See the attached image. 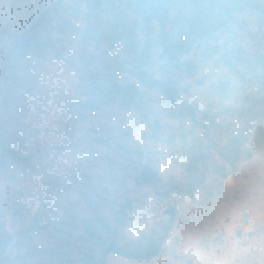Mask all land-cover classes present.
Returning a JSON list of instances; mask_svg holds the SVG:
<instances>
[{"label":"rangeland","instance_id":"obj_1","mask_svg":"<svg viewBox=\"0 0 264 264\" xmlns=\"http://www.w3.org/2000/svg\"><path fill=\"white\" fill-rule=\"evenodd\" d=\"M135 2L0 0V264H264V0L206 42L172 0L169 64Z\"/></svg>","mask_w":264,"mask_h":264},{"label":"trees","instance_id":"obj_2","mask_svg":"<svg viewBox=\"0 0 264 264\" xmlns=\"http://www.w3.org/2000/svg\"><path fill=\"white\" fill-rule=\"evenodd\" d=\"M85 5H90L91 0H83ZM190 4L197 3V7L193 10L191 21L189 23V34H192L196 41L204 40L206 42L209 38L216 40L223 32V27L228 28L232 21L236 18V13L242 12L250 0H188ZM172 0H136L132 5L133 14L136 18L132 20L137 27H140V33L148 36L155 34L152 27L160 26V33L155 36H149V42H154L155 45L161 46V57H168V64L173 60H178L181 55L188 51V47L181 41V37L176 34H170L164 30L165 22L169 20V9ZM182 2V0H177ZM174 3V4H177ZM178 6L177 12L173 17L177 18L180 11L181 3ZM173 14V13H172ZM164 17V19H163ZM184 19L181 23L184 24ZM150 23V24H149ZM148 24L150 26H148ZM125 28V27H124ZM134 30V29H132ZM216 30H220L217 35H214ZM151 31V32H150ZM146 41V40H145ZM145 41H143L145 43ZM199 44V43H198ZM136 53V52H135ZM144 51L133 57H144ZM135 60L137 58H134ZM264 60V58H263ZM178 64V62H177ZM173 68L174 65H171ZM139 73L143 72L141 65H136ZM175 72L168 71L165 75L166 81L156 79L151 85L160 88L170 101H175L178 89L168 82L173 78ZM174 217L173 211L169 210V222L166 226L165 233L160 237L165 238L168 230L172 226V219ZM13 235L7 233V239L12 240ZM116 252L131 258H148L159 251V244L152 240H148L145 246L139 247H115Z\"/></svg>","mask_w":264,"mask_h":264},{"label":"water","instance_id":"obj_3","mask_svg":"<svg viewBox=\"0 0 264 264\" xmlns=\"http://www.w3.org/2000/svg\"><path fill=\"white\" fill-rule=\"evenodd\" d=\"M46 10V9H45ZM44 12V10L41 12V14ZM16 39V38H15ZM238 236H240V231L236 233Z\"/></svg>","mask_w":264,"mask_h":264},{"label":"built area","instance_id":"obj_4","mask_svg":"<svg viewBox=\"0 0 264 264\" xmlns=\"http://www.w3.org/2000/svg\"><path fill=\"white\" fill-rule=\"evenodd\" d=\"M83 5H85V3H83Z\"/></svg>","mask_w":264,"mask_h":264}]
</instances>
